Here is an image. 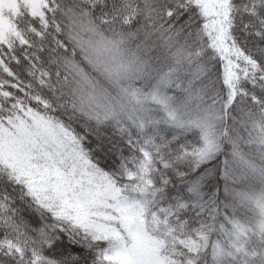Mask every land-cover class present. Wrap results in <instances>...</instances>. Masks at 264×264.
<instances>
[{"label":"snow or ice","instance_id":"obj_1","mask_svg":"<svg viewBox=\"0 0 264 264\" xmlns=\"http://www.w3.org/2000/svg\"><path fill=\"white\" fill-rule=\"evenodd\" d=\"M0 264H264V0H0Z\"/></svg>","mask_w":264,"mask_h":264}]
</instances>
